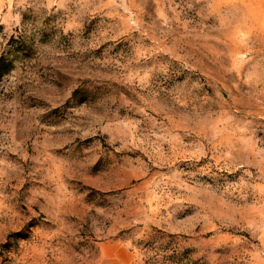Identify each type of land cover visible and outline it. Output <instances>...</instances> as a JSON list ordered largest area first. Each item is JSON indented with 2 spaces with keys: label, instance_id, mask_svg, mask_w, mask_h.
I'll return each instance as SVG.
<instances>
[{
  "label": "rangeland",
  "instance_id": "obj_1",
  "mask_svg": "<svg viewBox=\"0 0 264 264\" xmlns=\"http://www.w3.org/2000/svg\"><path fill=\"white\" fill-rule=\"evenodd\" d=\"M264 264V0H0V264Z\"/></svg>",
  "mask_w": 264,
  "mask_h": 264
},
{
  "label": "crops",
  "instance_id": "obj_2",
  "mask_svg": "<svg viewBox=\"0 0 264 264\" xmlns=\"http://www.w3.org/2000/svg\"><path fill=\"white\" fill-rule=\"evenodd\" d=\"M114 249L118 250L117 252H120L122 253L125 257H126V261H120L117 257H116V253L114 254H107L105 255V259L104 261L102 262V264H132L131 263V257H130V254L125 250V249H122V248H116V247H113Z\"/></svg>",
  "mask_w": 264,
  "mask_h": 264
}]
</instances>
